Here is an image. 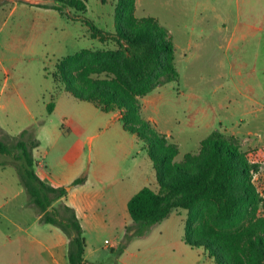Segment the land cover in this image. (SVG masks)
Wrapping results in <instances>:
<instances>
[{"label":"rangeland","instance_id":"rangeland-1","mask_svg":"<svg viewBox=\"0 0 264 264\" xmlns=\"http://www.w3.org/2000/svg\"><path fill=\"white\" fill-rule=\"evenodd\" d=\"M83 1L86 13L66 8L61 14L51 8L58 5L56 0H0V138L11 144L23 131L31 130L40 142L33 152L35 160L44 157L46 171L57 182L67 184L65 187L85 172H79L81 163L84 169L96 164L100 147L132 146L121 138L122 123L68 93L57 72L61 60L83 50L118 49L113 41L93 40L83 20L116 33L119 0ZM135 15L157 19L176 47L180 80L142 98L139 113L140 119L178 146L173 163L199 153L201 142L217 130L237 138L244 152L264 148L257 146L261 144L258 136L264 142V0H137ZM70 70L79 76L82 64ZM52 103L58 110L49 111ZM246 139L257 147L246 146ZM133 148V157L126 159L116 150L122 172L133 165L134 157L143 166L136 141ZM10 162L13 157L0 155V264H48L45 247L38 241L53 239L51 229L58 228L40 223ZM36 170L45 171L38 166ZM254 182L263 192L264 164ZM150 184L147 187L154 188ZM209 211L203 209L204 220ZM169 219L174 234L180 231L184 235L187 211H174ZM121 221L122 217L106 219L98 229H88L89 260L102 264H212L206 248L190 252L182 248L184 244L162 253L142 252L146 243L161 236L122 242L125 229ZM107 240L117 247L106 244Z\"/></svg>","mask_w":264,"mask_h":264},{"label":"trees","instance_id":"trees-1","mask_svg":"<svg viewBox=\"0 0 264 264\" xmlns=\"http://www.w3.org/2000/svg\"><path fill=\"white\" fill-rule=\"evenodd\" d=\"M61 14L71 8L86 13L83 0H56ZM137 0H119L117 32L108 33L83 20L91 38L113 41L117 50H83L57 65L64 89L76 99L92 103L104 113L120 111L125 131L138 138L141 151L153 163L158 190L145 187L128 203L131 224L124 240L147 236L174 211H187L183 240L194 249L206 248L214 264H264V191L254 177L264 164V148L244 152L238 139L219 130L201 142L197 154L173 163L178 146L139 118L141 99L170 82H178L176 47L169 31L152 17L137 18ZM82 64L81 75L70 68ZM57 72L54 76L55 81ZM54 104H50L52 112ZM40 142L25 130L7 144L0 138V155L13 157L20 185L35 207L40 223L60 229L69 239V264L91 263L85 258L86 238L76 210L66 204L71 189L86 184L87 173L70 186L56 187L38 174L34 150ZM4 163L3 165H10ZM209 209L204 220L203 209ZM120 243L119 255L124 252Z\"/></svg>","mask_w":264,"mask_h":264},{"label":"crops","instance_id":"crops-1","mask_svg":"<svg viewBox=\"0 0 264 264\" xmlns=\"http://www.w3.org/2000/svg\"><path fill=\"white\" fill-rule=\"evenodd\" d=\"M250 90L255 91V88L250 87ZM251 100L255 101L254 99ZM255 102L257 103L253 104L261 105L259 101ZM54 109L58 110V105H56V107L54 106ZM104 114L112 115L114 120L121 123V114L118 116V112L115 111ZM129 134L131 133L125 130L123 133H121V138L124 139V141H129L132 144V146L129 148L122 149L121 147L120 149L111 150L105 147H100L97 152L95 165L93 163L88 168L84 169V165L81 163L79 166V172L83 173L85 171L83 174H88V180L86 184L71 189L68 197L65 199L66 204L76 210L77 216L81 221V225L84 230L85 238L89 228L92 230L98 229L101 226V221L106 219H116L117 217H122L120 225L125 229L127 225L131 224V219L128 214V203L131 198L140 190L147 187V185L150 183V185L154 187L152 189H157L156 173L153 163L148 155L144 151H141L140 148L137 153L138 156H142L141 161L143 162V166H140L138 163V158L134 157V163H131L133 165L122 172L120 165L121 155L119 156L115 154L116 150L117 153L123 152V157L126 159L127 157H133L134 151L137 148V146L136 148H133L135 141L138 147H140L137 136L134 134ZM258 137L261 141L258 143L261 144H258L257 146L264 147V142L261 140L262 137ZM244 144L248 147H252L250 144V139H246ZM257 146L252 147V149H255ZM143 153H145V155H142ZM37 166L38 168L45 170L44 172L38 173L45 182L56 187L67 186V184H64L63 182H57L53 174L46 171L48 169V165L44 162V157L40 156L39 160L37 161ZM169 218L163 223L155 226L151 232L145 236L152 237L158 235V237L161 236V238L146 243L142 252H146L147 254H152L155 252L162 253L165 249H168L175 244H184L186 247L182 248L190 252L197 250L185 244L183 240L184 235L180 234V231L177 236L174 234L172 227L173 223ZM38 220H40L39 215ZM51 230H53L55 233L53 239L47 241L46 243L38 241L45 247V256L48 260V264H69V239L59 229ZM120 240L121 235L118 236L117 242L120 243ZM112 247H117V245L112 243ZM85 258L91 263H101L99 261L89 260V245L87 238ZM209 260L212 262V264H214L211 258H209ZM175 264L198 263L182 261Z\"/></svg>","mask_w":264,"mask_h":264},{"label":"built area","instance_id":"built-area-1","mask_svg":"<svg viewBox=\"0 0 264 264\" xmlns=\"http://www.w3.org/2000/svg\"><path fill=\"white\" fill-rule=\"evenodd\" d=\"M106 244H111V242H109V241H106Z\"/></svg>","mask_w":264,"mask_h":264}]
</instances>
